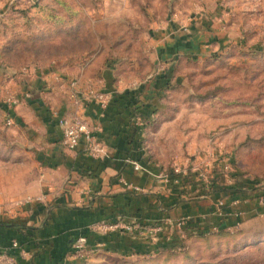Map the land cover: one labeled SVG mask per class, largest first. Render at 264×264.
<instances>
[{"label": "rangeland", "instance_id": "1", "mask_svg": "<svg viewBox=\"0 0 264 264\" xmlns=\"http://www.w3.org/2000/svg\"><path fill=\"white\" fill-rule=\"evenodd\" d=\"M56 68L97 74L94 88L103 86L101 71L134 86L172 70L180 80L145 134L151 154L172 167L193 143L217 165L234 162L221 180L264 190V0H0V152L16 148L7 100L21 103L35 73ZM255 220L227 231L236 237L185 233L177 253L91 264H264V216Z\"/></svg>", "mask_w": 264, "mask_h": 264}, {"label": "crops", "instance_id": "2", "mask_svg": "<svg viewBox=\"0 0 264 264\" xmlns=\"http://www.w3.org/2000/svg\"><path fill=\"white\" fill-rule=\"evenodd\" d=\"M175 53L172 49L162 56L171 58ZM35 75V89L25 100L15 107L4 105V115L13 122L10 132L16 148L0 152V205L8 210L0 217V253L7 252L18 264L149 258L164 247L179 244L174 224L180 219L189 218L184 235L206 232L216 225L246 228L264 213L257 207L251 181L221 180L216 162L207 170L208 183L193 174L203 168L201 163L214 158L201 154V146L199 150L193 143L187 146L172 167L148 150L149 123L164 109L163 97L173 82L180 80L172 70L156 71L134 86L125 78L114 85L113 75L101 71L99 80L112 99L103 116L97 103L74 105L70 96L72 80L83 90L97 74L79 77L56 68ZM57 116H78L89 126L99 125L106 158L88 157L83 141L75 149L65 147ZM175 165L186 169L189 177L178 184L165 182L164 176ZM220 200L223 217L217 215ZM237 212L240 217L235 216ZM102 223L116 227L96 230ZM155 224L162 225V231L154 236L135 230L137 225ZM78 236L95 249L90 260L71 257Z\"/></svg>", "mask_w": 264, "mask_h": 264}, {"label": "built area", "instance_id": "3", "mask_svg": "<svg viewBox=\"0 0 264 264\" xmlns=\"http://www.w3.org/2000/svg\"><path fill=\"white\" fill-rule=\"evenodd\" d=\"M101 81H99L100 83ZM78 82L77 80H72L70 82V88L72 90L70 96L71 100L74 105L80 106L81 101H86V102H95L98 104L100 110H101V115L108 110L110 104H111V97L110 95L104 90L103 86H99V88H94L92 85H88L85 89L79 90L78 89ZM25 97H28V94L25 95ZM7 103L9 106L15 107L18 104V101L15 99H8ZM56 124L61 130V135H62V142L65 147L68 149H75L76 147L79 146L80 142L83 141V149L85 154L90 157L93 160H101L106 158V147L104 144L101 142L99 139V132H100V127L99 125H93L89 126L87 125L83 120H81L78 116L74 117H61L57 116L55 117ZM13 125V122L10 118L6 119V126L10 127ZM208 157H212L210 153H208ZM214 156V155H213ZM217 159H213V161L210 159L207 162H203V168L197 169V178L201 180L204 183L209 182V172L207 171L211 165L216 162ZM220 164H221V171L223 172H228L231 171L232 169V162L228 158H220ZM133 168L135 170H139V165L137 163H132ZM189 177L188 171L186 169H182L181 167L175 165L171 169V173L169 175L164 176L165 182H171L173 184H178L180 181L185 180ZM256 190V189H255ZM256 192V191H255ZM255 198L257 200V207L260 210H264V190L261 192H256L255 193ZM234 204H237L235 201L233 202ZM223 206L224 202L223 200H220L217 203V215L220 217H223ZM8 212V210L4 209L0 205V217L4 215V213ZM260 216H264V213H259ZM236 217H240V213H235ZM189 218H183L177 221L174 224V228L176 230V233H178L179 241L184 237L183 235V229L185 225L188 223ZM116 226L108 225L105 223H102L98 226H95V229L101 232H106L108 230L114 229ZM238 226L234 227H228L225 228L226 231L233 230L237 228ZM128 229V228H127ZM219 225L213 226L210 230L204 232V234H209V233H214L219 230ZM140 232H144L145 235H150L154 236L162 231V225L155 224L153 226H144L141 227L140 225L136 226V229ZM16 245L13 244V247ZM95 249L90 247L87 243V239L83 236H78L72 243V254L71 257L79 260H90L94 254H95ZM0 264H18L16 262V259L9 255L7 252L0 253ZM59 264H68L67 259L63 260Z\"/></svg>", "mask_w": 264, "mask_h": 264}, {"label": "trees", "instance_id": "4", "mask_svg": "<svg viewBox=\"0 0 264 264\" xmlns=\"http://www.w3.org/2000/svg\"><path fill=\"white\" fill-rule=\"evenodd\" d=\"M234 165V162H232V166ZM253 183V188L254 189H256V187H255V184L256 183H254V182H252ZM187 233V235H193V237H196V238H205V237H210V236H217V235H230V236H234V237H236V235H238L239 233H236V234H230L229 232H227L226 230H225V228H220L217 232H215V233H209L208 235H206V234H204V232H201V233H191V232H186ZM206 235V236H205ZM189 236V237H190ZM183 241H181L180 240V242H179V244H171V246H167V247H164L162 250H160L159 252H158V254L156 255V256H158V255H161V256H163L164 254H170V253H177V251H183L184 250V246H183V243H182Z\"/></svg>", "mask_w": 264, "mask_h": 264}]
</instances>
